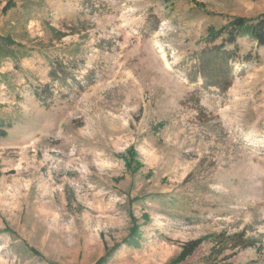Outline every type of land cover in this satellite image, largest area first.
I'll list each match as a JSON object with an SVG mask.
<instances>
[{
  "label": "rangeland",
  "instance_id": "374dc122",
  "mask_svg": "<svg viewBox=\"0 0 264 264\" xmlns=\"http://www.w3.org/2000/svg\"><path fill=\"white\" fill-rule=\"evenodd\" d=\"M263 15L0 0V264H264V46L209 33Z\"/></svg>",
  "mask_w": 264,
  "mask_h": 264
},
{
  "label": "trees",
  "instance_id": "16d2710c",
  "mask_svg": "<svg viewBox=\"0 0 264 264\" xmlns=\"http://www.w3.org/2000/svg\"><path fill=\"white\" fill-rule=\"evenodd\" d=\"M209 33H212L211 36L219 37L225 36L227 40L230 42H235L238 36H249L253 38L260 46H264V15L257 19H247L244 17H236L234 18L228 25L220 28L219 30L210 29ZM220 47L217 49V53L219 52L222 55L227 54L226 50H222ZM219 55V54H217ZM227 59L226 57H224ZM213 57L206 56L201 61L202 67H206ZM53 69L50 70V76L54 79H64L67 75L66 68L67 66L63 63V61H58L57 63L53 62ZM11 128L10 122L6 119L0 117V139L6 138L8 136V129ZM133 157L126 158V166L127 168L134 169L133 166ZM140 242V231L139 226L134 227L131 235L125 240V244L128 246L137 247ZM107 256V255H106ZM106 256L103 258V261L106 259ZM102 262V261H100Z\"/></svg>",
  "mask_w": 264,
  "mask_h": 264
}]
</instances>
